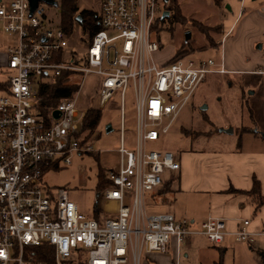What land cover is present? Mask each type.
Segmentation results:
<instances>
[{
  "label": "built area",
  "instance_id": "1",
  "mask_svg": "<svg viewBox=\"0 0 264 264\" xmlns=\"http://www.w3.org/2000/svg\"><path fill=\"white\" fill-rule=\"evenodd\" d=\"M159 2L99 0L94 13L100 29L93 36L85 31L90 40L82 56L68 52L71 35L60 28V17L53 24L39 8L30 15L27 0L0 2V30L10 40L7 80L0 82L7 85L0 89V264H48L31 250L40 246L53 249L51 264L75 263L79 252L87 253L86 264H140L144 254H166L172 241L177 261L193 236L222 247L228 240L251 246L256 236L264 235L249 232L248 220L229 231L220 218L196 226L170 213L147 211L145 194H153L180 171L172 152L147 145L172 130L207 75L226 73L222 62L211 59L155 63L160 47L154 27L163 14ZM63 74L65 86L75 90L49 113L41 112L39 89ZM79 74L101 78V109L114 97L119 101V165L106 173L107 182L99 189L96 213L108 210L102 222L81 214L66 189L54 193L42 183L45 172L94 152L89 144L93 135L84 143L85 112L76 109L79 87L71 77ZM128 97L134 107L133 149L125 147Z\"/></svg>",
  "mask_w": 264,
  "mask_h": 264
},
{
  "label": "rangeland",
  "instance_id": "2",
  "mask_svg": "<svg viewBox=\"0 0 264 264\" xmlns=\"http://www.w3.org/2000/svg\"><path fill=\"white\" fill-rule=\"evenodd\" d=\"M54 1L57 2V7L40 2L38 8L43 16L57 24L60 17V0ZM159 5L171 15L174 7L170 0L167 4L160 0ZM175 7H178L185 20L173 22L167 17L165 21L159 22L154 31V38L161 45L159 51L154 54V61L158 66L169 63L177 51L180 52V56L186 55L189 59H211L219 64L220 43L229 27L233 25L225 37L226 44L222 45L227 51L232 45L230 40L236 38L235 42L239 39L240 43L243 42L244 36L240 27L245 20L244 16L250 13L264 15V0H224L220 6H216L211 0H176ZM77 8L78 12L89 10L97 13L99 0H77ZM213 27H219L220 31L208 29L209 32L205 31L206 28ZM186 33L190 34L187 40ZM262 33L264 32L260 31L259 35ZM70 35L68 52L73 51L79 56L86 54L90 39L76 21ZM9 44L10 40L0 30V82L7 80L5 56ZM259 46H263L264 51L263 41L254 45L255 48ZM100 80L99 76L93 74L71 77V82L79 87L76 109L81 113L89 109L100 111L98 128L89 143L94 152L73 157L70 166H61L57 170L45 172L42 183L44 189L54 193L58 188L66 189L69 200L81 214L87 219L102 222L108 217V210L106 208L104 212L102 211L99 217L96 215L99 189L104 183L100 182V177L102 175L105 179L109 170L117 169L119 165L117 150L121 141L119 101L114 97L108 106L100 108L98 104ZM227 83L232 84L231 88H228ZM194 96H200L203 102L195 103L192 100L183 109L172 130L159 142L149 143L148 149L170 151L177 157L179 163V157L187 152L193 154L205 151L230 152L239 148L245 152L264 150V74L227 73L222 77L210 74L205 77ZM202 106H206L207 109L200 110ZM124 117L125 147L133 149L134 107L129 97L125 104ZM108 124L112 131L106 133L105 127ZM228 128L233 130L231 135L222 132ZM181 129H184V132ZM215 129L217 132L206 136ZM256 164L258 168L263 166L259 162ZM154 193L145 194L148 212L174 213L176 219L187 220L193 215L198 221V217L207 207L203 194H178L170 191L166 196L163 194L157 196ZM125 204H130L129 199ZM256 213L252 210L249 219L253 220ZM184 245L186 246L181 249L177 261L173 254L171 255L174 264H216L221 255V251L202 236L190 237ZM259 251L264 252V236H256L251 246L240 243L225 249L221 264H262ZM146 256V254L142 256L140 264L148 262ZM86 257V252H79L75 264H86Z\"/></svg>",
  "mask_w": 264,
  "mask_h": 264
},
{
  "label": "crops",
  "instance_id": "3",
  "mask_svg": "<svg viewBox=\"0 0 264 264\" xmlns=\"http://www.w3.org/2000/svg\"><path fill=\"white\" fill-rule=\"evenodd\" d=\"M0 2L5 1L0 0ZM243 14L244 11H242ZM244 19L240 27L241 34L244 36L243 42L240 43V39L235 42L236 38L232 41L230 40L232 45L228 51L222 46L226 44L227 40L225 41V37L232 29L233 25H231L222 37V43H220L219 63L222 62L223 68L226 71L225 74L253 73L261 75L264 74L263 46L255 48L254 45L260 41L264 42V33L259 35L260 31L264 32V15L250 13L244 16ZM225 74L213 75H220L222 77ZM230 85L232 84H228V88H231ZM194 102L203 101L200 96H195ZM238 148L236 146V149ZM179 158L180 171L164 183L163 187H166L168 190L164 196L170 191L178 194H203L207 201V207L201 216L198 217V221L193 215H191L189 221L197 225L209 218H220L225 220L229 231H234L241 222L240 220H248L249 225L247 230L249 232L264 233V205L256 211L258 214L254 215L253 220H250L248 216L252 210L255 212L252 203L253 198L247 195L236 194L233 191H250L253 177H255L260 183L261 194L264 196V150L245 152L239 148L237 151L230 152L205 151L195 154L187 152L183 153ZM257 162L263 164V166L258 168ZM170 214L174 215V213ZM96 215L99 217L102 214L96 213ZM241 217L244 219H241ZM236 244L240 243L228 240L222 247L218 248L225 250L232 248ZM186 245H183L181 249ZM172 254L173 258H176V246L173 241L170 243L166 254L150 253L146 254V259L151 264H174ZM148 262H144V264H148Z\"/></svg>",
  "mask_w": 264,
  "mask_h": 264
},
{
  "label": "trees",
  "instance_id": "4",
  "mask_svg": "<svg viewBox=\"0 0 264 264\" xmlns=\"http://www.w3.org/2000/svg\"><path fill=\"white\" fill-rule=\"evenodd\" d=\"M173 7L172 13L168 17L169 20L173 22H183L185 19L180 14L178 7H175L176 0H170ZM216 6H220L224 0H211ZM60 8V28L67 34H71L73 30V26L75 24V21L77 22V17H80L79 25L83 28L84 31H89V34L93 36L97 31H99L100 27L97 26L96 22L97 19L95 17V13L89 10H82L81 12H78L77 8V0H60L59 4ZM160 21H165V19H159ZM157 23V25L159 24ZM156 25V26H157ZM154 27V29L156 28ZM211 31V30H218L220 31L219 27H213V28H206L205 31ZM208 31V32H209ZM159 47L161 48V45L159 43ZM184 51V49H181ZM180 51V49H179ZM181 51V52H183ZM185 52V51H184ZM182 55V54H181ZM186 55L180 56V52H176L175 56L171 59V61H175L180 58H185ZM170 61V62H171ZM68 80L67 75L63 74L60 77H57L54 81V83H49L46 85L41 86L38 92V99H39V110L43 113H49V111L53 110L55 106L57 105L58 101L63 98L67 97L72 90H75L74 86H65V82ZM5 83H0V89H6ZM195 98V96H194ZM193 98V100H194ZM99 110L97 109H89L85 112L84 118H83V130L86 132L87 136L86 139H84V143H88L91 139L92 135L96 131L99 125V119L100 114ZM181 131L184 132V129H181ZM217 132V129H215L212 132L207 133L206 136H211L214 134V132ZM185 134V133H184ZM187 135V133H186ZM239 147V143L237 144ZM100 182H107L104 179V176L100 177ZM167 188L161 187L158 189L154 195H164L167 192ZM236 194H242L247 195L248 197L253 198V205H254V211H258V209L264 205V196L261 194L260 189V183L259 181L253 177V183L252 188L250 191H238L233 190ZM221 251L220 258L216 264H221V257L223 255V249L216 247ZM31 250H34L37 254L36 259L38 261H43L45 263L51 264V258L53 255V249L49 246H40L31 248ZM260 261L262 264H264V252H258ZM70 264H75L71 262Z\"/></svg>",
  "mask_w": 264,
  "mask_h": 264
},
{
  "label": "water",
  "instance_id": "5",
  "mask_svg": "<svg viewBox=\"0 0 264 264\" xmlns=\"http://www.w3.org/2000/svg\"><path fill=\"white\" fill-rule=\"evenodd\" d=\"M27 1H28V4H29V13H30V15L38 8V5H39L40 2L44 3V4L48 5V6L57 7V2H55L54 0H27ZM163 2L165 4H167L169 2V0H163ZM168 16H169V13L168 12H164L162 14V16H161V19H165ZM79 19L80 18L78 17L77 20L79 21ZM189 36H190V34L186 33L185 39L186 40L189 39ZM206 109H207L206 106H202L200 108V110H202V111H205ZM58 116H59L58 112L54 111L53 112V117L54 118H58ZM105 130H106V133H109V132L112 131V128L108 124V125H106ZM222 132L224 134L231 135L233 133V130H232V128H228V129H224ZM263 138H264V136H263Z\"/></svg>",
  "mask_w": 264,
  "mask_h": 264
},
{
  "label": "flooded vegetation",
  "instance_id": "6",
  "mask_svg": "<svg viewBox=\"0 0 264 264\" xmlns=\"http://www.w3.org/2000/svg\"><path fill=\"white\" fill-rule=\"evenodd\" d=\"M164 12H168V13H169L168 10L163 9V12H162V13H164ZM169 16H170V13H169ZM169 16H168V17H169Z\"/></svg>",
  "mask_w": 264,
  "mask_h": 264
}]
</instances>
